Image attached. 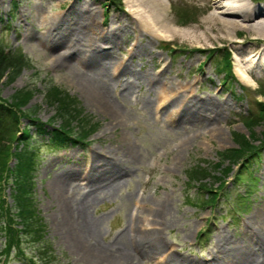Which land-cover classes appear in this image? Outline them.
<instances>
[{
  "label": "rangeland",
  "instance_id": "obj_1",
  "mask_svg": "<svg viewBox=\"0 0 264 264\" xmlns=\"http://www.w3.org/2000/svg\"><path fill=\"white\" fill-rule=\"evenodd\" d=\"M248 1L254 6L264 7V0ZM75 2L93 4L97 10L98 28L103 30L111 21L114 24L116 20L123 22L124 10L128 7L126 0H0V43L9 49H20L27 58V64L22 66L16 77L2 79L0 97L10 101L15 92L30 89L26 107L30 109L31 116L38 119L43 128L46 127L40 130L29 118L31 116L21 115L19 127L27 128L28 139L21 142L20 147L31 144V148L39 152L34 195L44 224V242L50 249L47 253L50 259L38 260L37 263L25 258V254L36 252L28 241L21 245L25 254L18 253L15 248L7 253V237L1 226L0 264H94L83 256L77 240L72 241L73 236L69 235L74 229L52 179L63 168L77 167L86 172L78 182H82L81 192L87 191L94 182L93 174L87 170L93 150L99 149L106 157L111 155L117 159L111 148L123 149L118 139L123 134L133 141L138 158L124 163L130 170L123 175L120 188L107 198H99L89 208L90 215L102 218L103 234L99 240L104 243L112 240L126 226L141 196L150 202L147 205L163 197L169 207V216L174 219L163 232L166 244L176 254L205 260L214 248L218 230L231 240L238 239L242 235L243 223L252 224L253 214L264 205V118L258 111L261 105L257 102L264 104V68L255 63L252 65L243 53L244 50L264 52V35L244 28L238 31L230 29L224 33L226 38L207 40L202 37L203 40L198 42L174 31V35L152 38L144 30L129 27L128 32L123 33L116 53L130 67L141 73L148 70L150 76L175 78L176 82L190 86L192 97L223 101L226 106L217 119H213L215 112L211 108L199 109V114L214 120L212 126L201 128L192 123L177 126L173 122V113L156 116L154 103L148 106L143 102L142 97L149 92L155 93V90L149 91L141 81L140 86L135 84L132 94H123L121 87L113 90L111 99L125 112V122L104 131L111 119L104 109V101H99L79 86L71 76L73 70L83 72L85 68L73 62L70 70L68 65L53 62L49 50L36 39V34L48 26L49 16L59 11L66 13ZM209 11L207 0H167V12L173 28L196 27ZM202 30L203 26L199 27V31ZM29 33L35 36L29 38ZM163 33L170 34V31ZM132 40L137 46L147 43L154 56L140 53L138 48L129 52ZM104 44L108 41L105 40ZM218 65L221 66L218 68ZM127 76L130 75L125 74L123 78ZM225 77L227 79L223 81ZM49 85L77 98L82 117L86 121L89 119L94 127L85 141L52 144L50 129L60 126L61 116L57 115V107L47 99ZM168 90L169 95L164 90L159 102L168 103L169 98L182 96L178 88ZM72 122L77 124L78 121L73 118ZM206 123L202 121L203 125ZM73 131L78 133L76 125ZM241 134L260 148L259 155L249 167H241L240 159L234 161L222 155L226 150L239 146L236 136ZM17 143V140L13 141L11 152ZM15 163L16 157L11 153L8 166L13 167ZM12 189L10 180H0V204L4 199L8 208L13 204ZM247 189L251 191L247 193ZM76 192L71 195H77ZM212 192L218 193L215 204L204 203ZM141 215L144 217L145 212ZM7 219V212L0 214L1 224ZM262 260L261 264H264V258Z\"/></svg>",
  "mask_w": 264,
  "mask_h": 264
},
{
  "label": "bare ground",
  "instance_id": "obj_2",
  "mask_svg": "<svg viewBox=\"0 0 264 264\" xmlns=\"http://www.w3.org/2000/svg\"><path fill=\"white\" fill-rule=\"evenodd\" d=\"M207 1L210 11L202 23L192 28H173L167 12V0H126L128 7L123 14L125 20L123 22L116 20V24L111 21L104 30L98 28L97 10L93 4L75 2L66 13L59 11L49 16L48 26H45L40 34H36V39L49 50L48 54L53 62L68 65L71 67L70 70L73 69V62L85 68L83 72L73 70L71 76L79 86L92 93L99 101H104L103 104L106 105L104 109L111 116L104 131L115 129L125 122V112L111 99L113 90L121 87L123 94H132L135 84L140 86L141 81L147 85L149 91L155 90V93L149 92L142 99L148 106L154 103L156 116L171 112L175 115L173 122L177 126L181 123H192L194 126L204 128L212 126L214 120L210 121L199 114V109L211 108L215 112L213 119H217L226 106L225 102L192 97L190 86L176 82L175 78L150 76L148 70L137 72L116 53V49L121 46L123 33L128 32L130 28L144 30L152 38L176 33L188 35L189 39L193 38L198 42L203 40L202 37H206L207 40L226 38L227 35L224 33L230 29L238 31L244 28L249 32L264 35V7L254 6L248 0ZM202 26L203 30L199 31V27ZM163 31H170V34ZM27 36L30 38L35 34L29 33ZM105 40L108 44H104ZM132 42L129 52H134L138 48V52L154 56L147 43L137 46L133 40ZM243 53L252 65L255 63L264 68L262 50L261 52L244 50ZM160 63L163 65L162 61ZM125 74L130 76L123 78ZM168 88L173 91L178 88L182 96L169 98L168 103L159 102L164 90L167 91L166 95H169ZM202 121L207 123L203 125ZM118 139L122 142L123 149L111 148L117 159L111 155L106 157L99 149L93 150L94 155L91 156L87 170L93 174L94 182L87 191L81 192L82 182L80 180L78 182L86 172L77 167L63 168L58 176L52 179L61 195L69 223L74 229L69 235L73 236L72 241L77 240L84 257L94 264H141L150 261H155V264L262 263L264 205L253 214V225L243 223L242 235L238 239L231 240L222 230H218L214 248L205 260L176 254L172 247L166 244L163 232L174 219L169 216V207L163 197L154 199L151 205H147L150 202L145 196H141L137 199L136 210L131 212L126 226L112 240L101 242L99 237L103 234L102 218L90 215L89 208L99 198H107L120 188L123 175L128 174L130 170L124 163L138 158L134 143L127 134L121 135ZM103 155L105 156L102 157ZM76 190L77 195H71ZM141 207L146 208L140 209ZM144 212L143 217L141 213Z\"/></svg>",
  "mask_w": 264,
  "mask_h": 264
},
{
  "label": "trees",
  "instance_id": "obj_3",
  "mask_svg": "<svg viewBox=\"0 0 264 264\" xmlns=\"http://www.w3.org/2000/svg\"><path fill=\"white\" fill-rule=\"evenodd\" d=\"M25 64H27V58L20 49H9L0 43V83L3 78L12 80L16 77ZM220 66L218 65V68ZM226 79L227 77L223 81ZM29 93L30 89L24 88L12 94L10 101L0 97V180L2 178L3 180H10L13 187L11 192L13 204L10 208L5 207L4 199L1 200L0 214L5 215L7 212L8 219L7 222L0 223V228L3 226L2 228L7 237L5 252L9 253L12 248H15L18 253H21L23 251L22 243L28 241L32 247L34 246L36 252L30 255L22 253L31 262L37 263L38 260L48 259L47 253L50 249H48L47 242H44V224L37 209L34 195V178L39 152L37 149L31 148V144L27 145L28 148L20 147V143L28 139L27 128L20 129L19 126L21 115H32L29 113L30 109L26 107ZM46 95L47 99L57 107V115L60 114L59 116H61L60 126L50 129L52 144L59 145L65 141H85L94 127L89 119L86 121V118L82 117L77 98L54 85L47 87ZM257 102L261 105L258 111L261 113V117L264 118V104L261 101ZM31 117L29 118L35 122L40 130L46 128L45 126L42 127L38 119ZM73 118H76L77 124L72 122ZM74 125L77 126L78 133H74ZM236 138L239 146L226 150L222 155L233 158L234 161L240 159L241 167L242 165L249 167L250 163L255 161L256 156L259 155L260 148L252 144L246 135H237ZM14 140H17L18 143L16 149L11 152L10 149ZM11 153L16 157V163L13 167L8 166ZM238 177H240V173L237 174ZM250 191L251 189H247V193ZM213 192L204 203L215 204L218 193ZM239 199L238 201L241 204L242 199L240 197ZM234 209L237 210L238 208L234 206ZM44 252L46 255L43 256L42 253Z\"/></svg>",
  "mask_w": 264,
  "mask_h": 264
}]
</instances>
